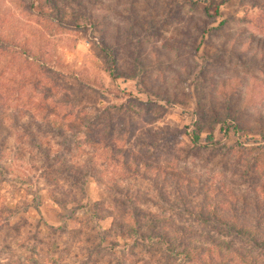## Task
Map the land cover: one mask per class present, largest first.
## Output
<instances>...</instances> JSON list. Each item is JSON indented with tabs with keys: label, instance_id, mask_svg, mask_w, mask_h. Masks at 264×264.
<instances>
[{
	"label": "rangeland",
	"instance_id": "rangeland-1",
	"mask_svg": "<svg viewBox=\"0 0 264 264\" xmlns=\"http://www.w3.org/2000/svg\"><path fill=\"white\" fill-rule=\"evenodd\" d=\"M77 1L55 12L0 0V264H264L195 216L215 212L264 239V0ZM101 40L116 44L125 76L109 75ZM127 48L139 58L131 78ZM231 113L245 132L212 125ZM195 125L205 133L193 144ZM122 218L205 256L123 240Z\"/></svg>",
	"mask_w": 264,
	"mask_h": 264
},
{
	"label": "trees",
	"instance_id": "trees-1",
	"mask_svg": "<svg viewBox=\"0 0 264 264\" xmlns=\"http://www.w3.org/2000/svg\"><path fill=\"white\" fill-rule=\"evenodd\" d=\"M45 1L47 2L49 6H51L53 10H55V12L58 11L59 0H45ZM82 2L88 3V0L77 1V6L79 7H81L80 5L83 6ZM198 3H201L202 11L206 16L208 17L210 16L213 18L218 16L219 5H215L212 2L208 3V5H206L205 2L198 1ZM210 11H212V13H209ZM196 28L198 30L202 29L200 25H197ZM136 38H138L140 41L143 40V37L141 38L140 35H137ZM101 41H102L103 48H101L100 51L103 52L102 59L104 61V66L106 70L109 72V75L112 77L113 80H116L118 76H121V75L125 76L123 71L121 69L119 70L117 66H115L116 44L114 46L112 43H103V40ZM127 50H128L127 52L130 54V57L132 58V61H133V63L129 66V68L127 67V78H131L135 74V71L137 68L136 62L139 61V58H138V55L134 56L135 53L130 48H127ZM130 73L133 75H131ZM214 113L215 111L212 112V114ZM214 119H216L217 122H214V123L212 122V125H216L220 123L219 129H218L219 132L227 133L231 130H233L234 132H241L243 130V132H245L247 130V125L244 124L242 121H240L237 113H231V115L228 114L224 118L215 116ZM257 121L261 122V119L258 118ZM255 126L259 129L258 134L261 135V139L264 140V123H258ZM250 128L255 129L254 127H250ZM214 131L215 129L210 130L209 134L207 135V138H212ZM202 133H205L204 128H202L200 125H195V131H193L191 135V140L193 144H196L200 140ZM66 174L70 176L71 180L73 181V185L80 184L79 182L80 174L78 172L76 173L73 170H66ZM193 213L194 211L191 212L192 215ZM92 215L96 216V213H92ZM195 216L202 222H206L209 224L212 223V221H214L215 223H217L218 226L224 227L228 235H233L242 240H246L249 243H251V245H253L254 248L260 249L261 251L264 252V239L263 237L258 236L256 232H251L247 230L246 228H244L243 226L235 225L234 223H232V221L230 222L223 221V219L219 215H217L215 212L204 214L203 212L199 211V213H197ZM134 217H135V222H138L137 220L139 217L136 215ZM125 218L124 219L122 218L121 220H119L116 223V227H115L120 238L123 240L124 238H127L129 234L137 238L145 237V236L149 238H155L160 243H162V245L164 246V253L168 257L183 256L184 259L188 262H192L196 259L200 260L204 258L205 256V254L201 251L205 252L206 250H201L199 246L193 245L191 241L185 242L184 237L177 239L176 237H174L173 235L169 233H166L162 230L157 231L154 229H149L150 233H141V226L138 223H137L138 228L135 229L133 228V226L127 225V219ZM55 230L58 231L59 233H63L65 229L59 227V228H56ZM150 234H153V235L151 236Z\"/></svg>",
	"mask_w": 264,
	"mask_h": 264
}]
</instances>
